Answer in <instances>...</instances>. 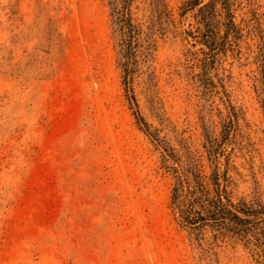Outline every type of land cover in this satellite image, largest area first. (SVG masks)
I'll list each match as a JSON object with an SVG mask.
<instances>
[{
  "label": "rangeland",
  "instance_id": "374dc122",
  "mask_svg": "<svg viewBox=\"0 0 264 264\" xmlns=\"http://www.w3.org/2000/svg\"><path fill=\"white\" fill-rule=\"evenodd\" d=\"M120 1L0 0V264H257L170 194L264 227V0Z\"/></svg>",
  "mask_w": 264,
  "mask_h": 264
},
{
  "label": "trees",
  "instance_id": "16d2710c",
  "mask_svg": "<svg viewBox=\"0 0 264 264\" xmlns=\"http://www.w3.org/2000/svg\"><path fill=\"white\" fill-rule=\"evenodd\" d=\"M127 1L129 0L120 1L122 4V17L119 18L118 15L115 16L114 22H122L121 24L129 25V19L124 17V8ZM201 3L202 0H188L187 2L190 9L198 7ZM211 3L212 2L203 4L198 10L201 16L200 20L203 24L201 40L209 51H213L215 48L213 40L214 32L211 29L207 15L204 13L211 7ZM226 16L228 22H231V15L228 10L226 11ZM122 26L123 25H121V28ZM206 150L208 153V149ZM180 175V180L171 190L170 204L173 207L177 206L182 192H185L188 206L185 212H182L179 218L176 219L178 224L186 226L191 231L196 232L204 226H209L214 231L221 234H232L247 238L245 239L247 244L250 243L248 236L250 238L252 237L254 248H251V253L255 257L257 264H264V227L259 226V223L251 219V217H255L262 213L252 208L240 209L232 207L225 197L222 196V191L219 189L218 175L214 170L211 173L212 191L205 189L199 176L195 174L194 171L182 170ZM256 228L259 229L256 230Z\"/></svg>",
  "mask_w": 264,
  "mask_h": 264
}]
</instances>
